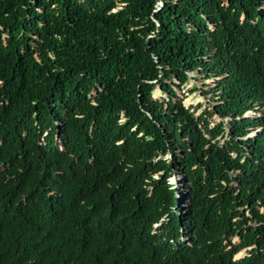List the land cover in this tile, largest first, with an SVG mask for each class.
<instances>
[{"label": "trees", "instance_id": "obj_1", "mask_svg": "<svg viewBox=\"0 0 264 264\" xmlns=\"http://www.w3.org/2000/svg\"><path fill=\"white\" fill-rule=\"evenodd\" d=\"M0 264H264V0H0Z\"/></svg>", "mask_w": 264, "mask_h": 264}, {"label": "rangeland", "instance_id": "obj_2", "mask_svg": "<svg viewBox=\"0 0 264 264\" xmlns=\"http://www.w3.org/2000/svg\"><path fill=\"white\" fill-rule=\"evenodd\" d=\"M20 34L21 32L19 33V35ZM25 38H28V36L26 35ZM33 43L36 46L40 45V42L34 41ZM36 56L39 60L46 59V56L42 53H38L36 54ZM189 76H190V80L185 85H183L181 88L176 87L177 96H178L176 100L181 99L183 104L186 107H189L195 116H198L199 114L205 112V110L208 111L206 124H204L203 126L205 132H208L214 125L221 122H224L225 125H227L228 120L226 118L220 117L218 114L214 112V106L216 104L215 101L217 100V96L213 94L211 88L215 87V82L217 81V79L213 76H208V74H202V73L196 74L194 72H190ZM171 79L177 82L176 79L174 78ZM154 97L159 100H168L167 94H164V92L159 88L155 91ZM253 113H254L253 111H249L247 115H252ZM254 134L255 133L247 134L246 138L251 137ZM232 145H234V143L231 144V147ZM171 182L176 188L180 187L178 175L173 177L171 179ZM179 198H184V197L183 195H180ZM181 207H183V205L180 204L178 206V210H180ZM238 241L239 238L236 236L233 239V242L238 243ZM250 252H251V248L244 249L239 253H237L234 256V258L235 259L242 258L246 255H249Z\"/></svg>", "mask_w": 264, "mask_h": 264}, {"label": "clouds", "instance_id": "obj_3", "mask_svg": "<svg viewBox=\"0 0 264 264\" xmlns=\"http://www.w3.org/2000/svg\"><path fill=\"white\" fill-rule=\"evenodd\" d=\"M248 112H249V111H248ZM248 112H247V113H248ZM252 133H255L254 135H252V136H255V135L257 134V131L252 132ZM250 134H251V133H250ZM252 136H251V137H252ZM247 138H248V137H247ZM175 176H176V175H173L172 177L169 178L170 183H172V182H171V179H172L173 177H175ZM172 184H173V183H172ZM180 200H182V198H180Z\"/></svg>", "mask_w": 264, "mask_h": 264}]
</instances>
